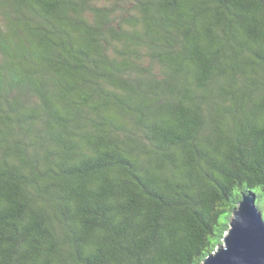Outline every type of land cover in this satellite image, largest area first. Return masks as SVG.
<instances>
[{"label":"trees","instance_id":"trees-1","mask_svg":"<svg viewBox=\"0 0 264 264\" xmlns=\"http://www.w3.org/2000/svg\"><path fill=\"white\" fill-rule=\"evenodd\" d=\"M264 202V0H0V264H200Z\"/></svg>","mask_w":264,"mask_h":264},{"label":"water","instance_id":"water-1","mask_svg":"<svg viewBox=\"0 0 264 264\" xmlns=\"http://www.w3.org/2000/svg\"><path fill=\"white\" fill-rule=\"evenodd\" d=\"M200 264H264V222L254 195H243L216 251Z\"/></svg>","mask_w":264,"mask_h":264},{"label":"rangeland","instance_id":"rangeland-1","mask_svg":"<svg viewBox=\"0 0 264 264\" xmlns=\"http://www.w3.org/2000/svg\"><path fill=\"white\" fill-rule=\"evenodd\" d=\"M261 204H262L261 213H262V217L264 219V202L262 201Z\"/></svg>","mask_w":264,"mask_h":264}]
</instances>
